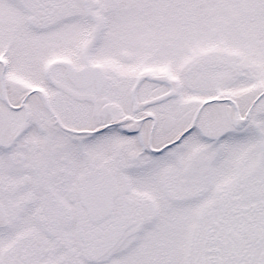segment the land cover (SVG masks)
<instances>
[{"label":"snow or ice","instance_id":"6c2138e0","mask_svg":"<svg viewBox=\"0 0 264 264\" xmlns=\"http://www.w3.org/2000/svg\"><path fill=\"white\" fill-rule=\"evenodd\" d=\"M0 264H264V0H0Z\"/></svg>","mask_w":264,"mask_h":264}]
</instances>
